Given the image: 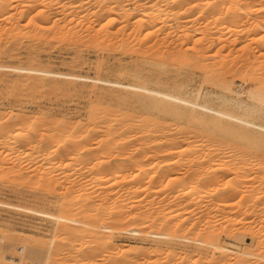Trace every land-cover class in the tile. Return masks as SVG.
<instances>
[{
  "label": "bare ground",
  "instance_id": "6f19581e",
  "mask_svg": "<svg viewBox=\"0 0 264 264\" xmlns=\"http://www.w3.org/2000/svg\"><path fill=\"white\" fill-rule=\"evenodd\" d=\"M203 1L0 0V33H3V31L8 34L11 33L10 37L12 39L8 40L7 38L5 41H0V55L14 57L19 54L21 49L25 48V50L29 49V52H25L27 59L34 61L38 57L36 54L38 44L45 45L47 43V46L52 44L53 41L55 44V41L58 40L62 47L76 50L75 52L90 47L103 46L109 52L105 58L115 57L118 67L116 78L111 79L99 76L101 66H99L100 71L98 67L96 68L98 69L97 72L99 71L97 76L92 77L33 66L0 64V75L2 71H13L17 72L21 78L42 85H46L43 82H46L49 78L47 86L52 90L60 89L63 82L75 83L81 79L84 81V85L104 89L107 96H110L108 101L95 102L90 107L84 122L67 121L53 124L39 117L36 119L39 122H36L38 125L35 123L33 127H29L26 126L28 120L25 115H11L6 120H4V116L0 115L4 120L0 117V150H5V155L1 151L3 156H7L8 152L6 153V151L21 154L24 150L21 155L25 159H29V161L25 160L27 162L39 163L57 160L61 162V166L68 160L71 161L70 157L82 153L84 156L87 155L85 158L82 157L84 163L91 162L94 159L99 161H97L99 163L96 164L97 166L92 165L95 161L91 163L92 166L97 168L95 178L96 186H99L97 189H94L95 186L91 185L92 183L89 185L93 187H88L83 180L81 181L86 185L82 182V186L76 184L78 183L76 179L80 175L76 178L71 176L72 180L69 181L73 182V185L70 182H65L66 185H58L55 180H52L53 176L48 178V175V177H45L46 175L42 174L39 184L41 189L48 190V193L50 190L56 189L55 191H57L58 188L60 191L61 189L60 194L61 192L62 194H59L60 196L56 194L61 199H59L61 201L59 203L62 213L60 211H58L59 214L57 212L49 213L33 207L15 206L21 210L49 217L54 222V229L52 228L54 238L51 239L50 244L47 242L49 244L47 247H44L46 243L43 244V247H38L36 244L37 247L30 249L20 263L205 264L201 260L205 257V251L208 252L210 247L219 249L222 252H233V250L221 246L218 242H211L214 234L205 228L210 218L206 221L207 224L204 223L205 225L202 223L205 220L201 221L203 220L202 215L205 218V212L204 214L201 213L203 207L201 208L200 204H202V201L198 200L197 191L200 192L201 190L199 191L197 186L201 181L196 183L197 176L193 178L194 176L189 177L188 175V178H192L193 181L196 180L194 185L196 183L197 186L193 189L197 188L198 190L195 189L197 191L191 190L192 192L189 193L188 197H183V193L190 189L187 191L179 189L173 196L171 194V203H165L167 208L180 209L181 207L182 209V206L185 205L188 208L193 206L194 209L192 208L191 211L190 208L188 209L189 215L191 213L193 215L196 211L201 213L200 216L198 215L201 218L200 223L197 221L198 217L194 220L197 221L195 224L197 228L198 224L202 223L204 225V232L199 226L202 238H200L201 233L194 227L195 230L193 225V232L195 230L197 231L195 234L199 232L200 235L199 233L198 236L192 233L195 237L197 236L196 239H192V237L190 238L191 235L189 236L192 230L187 232L189 234L185 233L188 228H191L192 224L188 225V228L184 227L183 224H186L184 215H181L182 218L180 217L183 221H180V214L176 213L171 218L165 217L164 219L163 215L161 217V214H159L160 211L158 210L159 213L157 211V209L162 208V205L152 212L146 209L143 204L144 199L140 197L144 187L139 181L141 180L139 176L138 178L137 176H130L132 179L134 178L130 180L129 176L123 177V173L127 168L123 164L114 166L112 170H109L105 165V159L111 157L110 155L114 153L123 156L124 160L127 159L135 165L142 163L146 158H151V161H153L163 155H180V152H182L181 156H188L189 160H194L198 156L197 154L204 152L206 157L210 160H216V162L221 159L227 160V162L233 161L232 158L236 155L235 153L237 155L253 153L256 158L258 156L260 158L261 155L264 157V87L262 86L264 84L258 83L261 80L264 81V62L261 61L264 58V34L259 38L257 37L256 41L246 42L250 33L264 28V19L262 21L259 20L260 18L256 19L257 17L254 19L256 15H259L256 11L260 8L256 10L249 7L250 9L244 13L245 9L241 5L243 0H218V3L211 8H206L207 2L203 3ZM260 2L264 4V0H260ZM204 6L206 9H204ZM245 8L248 9V7ZM260 12H264V6ZM247 13L249 14L247 17L254 19L252 28L245 27L248 31L241 28L248 23L247 17L244 15ZM262 15L264 17V13L259 16L263 18ZM2 23L5 28L1 27ZM198 36L201 37L197 38ZM50 41L52 43L49 44ZM241 42H244V46L242 47L243 53L239 58L229 60L227 57L219 55L227 48L232 52L236 45ZM24 43L27 45L25 46ZM214 49H217V52L211 53ZM98 63L97 65H99ZM198 72L203 76L204 82L211 85V88L206 87L205 94L202 93V87L196 89L188 87ZM236 74H239L245 86L241 85L242 92L238 93L237 98H234L230 94L233 92L231 80ZM33 120L35 119L33 118ZM133 150H135L134 153ZM200 155H203V153ZM2 157L1 160L4 161ZM12 157L15 156L12 155ZM16 158L12 159L16 161ZM22 160L17 161L19 164L13 161L19 169L14 170L11 168L15 173V178L11 175L13 178V180L11 178V181H13L11 185H14L15 188L18 185L20 186V183L30 174V171L22 172L20 166ZM13 163L12 165H14ZM32 163L27 164L32 165ZM52 163L54 165V162ZM52 163L49 164L50 167ZM67 163L71 162L68 161ZM4 164L1 163L0 165L4 166ZM41 164L37 165L40 166ZM202 164L206 165L203 162ZM28 165H26V169H30ZM45 165L47 164L45 163ZM234 165H236V162ZM183 166L185 165L183 164ZM8 169L6 168V170ZM0 170H2V167ZM194 173L196 172L194 171ZM220 173L218 172L219 175L216 177H219ZM83 174L85 175V173ZM203 174L193 175H199V181L203 178H201ZM209 175L208 172L207 176ZM210 177L214 176H209L208 180L202 179L205 184L209 181L208 184L210 185V179H212ZM61 178L64 179V176ZM32 179L24 181L26 182L25 186L28 183V187L32 183L30 182ZM73 179L76 180V183ZM192 180L189 179L188 181L193 183ZM173 181L175 180H172V182L169 180L170 183H173ZM204 182L199 185L202 187ZM211 183H214V179ZM160 184L164 186L162 182ZM77 185L79 187H76ZM170 185L169 183L166 184L167 187ZM217 191L216 193H219L221 190ZM262 191L259 193L260 195L258 194L256 200L264 198V192L262 193ZM223 195L218 194V198ZM213 196H215V193ZM59 197L56 199L58 200ZM221 198L218 200L220 201ZM39 199L46 200V196L40 193ZM0 205H8V203L0 201ZM164 207L162 208L163 211L165 210ZM70 210H74L76 214L71 213L75 214L73 215L75 217L72 214L69 215ZM173 218H179V220L175 223ZM126 222H130L132 226L129 228L123 227ZM147 223L152 225L153 230L145 233L144 237H154L152 239L156 243L154 247L115 246L114 237L117 236L116 234L141 235L144 233L141 227H144ZM211 223L209 222L208 227ZM184 228L187 229L183 232ZM179 233L181 235L178 239L182 242L185 240V245L182 243L184 246L181 247L177 241L178 247L174 246L173 243V239H177L173 236H178ZM182 233L187 235L183 234L184 237H182ZM168 238L174 245L164 247L166 246V244L163 246L164 239L167 240ZM55 239L57 240L55 241ZM187 241L194 242V245H205V247L198 245L195 247L197 252L194 251L195 249L191 252L189 246L191 247L192 244L189 245ZM206 247L208 248L206 249ZM21 251H23V248ZM234 252L236 253V251ZM237 254L241 256L240 261L242 262L256 256L251 249L240 250ZM194 255L198 257H194ZM206 262L208 263V261Z\"/></svg>",
  "mask_w": 264,
  "mask_h": 264
},
{
  "label": "rangeland",
  "instance_id": "374dc122",
  "mask_svg": "<svg viewBox=\"0 0 264 264\" xmlns=\"http://www.w3.org/2000/svg\"><path fill=\"white\" fill-rule=\"evenodd\" d=\"M204 2H207L206 8H208V7L211 8L212 6L214 7V5H216L218 3V0H204L203 3ZM241 5L245 9L244 13H246V10H249L250 8H255L256 10H258L257 8H260V10H258L259 12L256 11L257 14H259V15L264 13V12L263 13L260 12L261 8H263V6H264V4L262 2H260V0H243L241 2ZM245 7H248V9H246ZM206 8L204 6V9H206ZM248 13H250V12H248ZM248 13L244 14L245 17H247V15H249ZM259 15L258 16L256 15L254 17V19L257 17L256 19L260 18L259 20L262 21L264 19V17L262 15L263 18H261V16H259ZM245 17H244V19H245ZM248 18H250V17L248 16L246 18L247 22H248V23H246V26L241 27V28H243V29L245 27H247L248 29L252 28V21L254 19L252 20V18H250V20H248ZM263 22H264V20H263ZM1 27L5 28L3 23H2ZM248 29L246 30V28H245L246 31H248ZM256 31L254 33L249 34L250 36H248L249 39L246 41L247 43H249L250 41H256L259 37L263 36L264 28L259 29V31L257 29ZM10 34L11 33H9V34L5 33V31H3V33H0V41H5L7 38H8V40H12L10 37ZM199 37H201V36H198L197 38H199ZM51 41H53V40H51ZM51 41L49 42V44L52 43ZM26 43H24L25 46L27 45ZM46 44L45 45H43V44L39 45L38 44L39 47L37 45L36 54L38 57L34 61L27 59L28 57H27L25 52L26 51L29 52V49L25 50V48H24V49H21L19 51V54L17 56H14V57L13 56L8 57V55H0V64L33 66V67L42 68V69H49V70H53V71H61V72H67V73H75L77 75L92 76V77L95 75L97 76V73L100 71L99 66H101L102 69L100 71L101 73L99 72L100 75L98 74L99 76L108 77L111 79L116 78V69H118L117 59L115 57H112V56H110V58H105L106 54L109 52H107V48H104L103 46L90 47V48L84 49L80 52H75L76 50L66 49L65 47H62L60 41L58 42V40L55 41V44H54V41L50 45L46 46ZM243 46H244V42H241V43L236 45V48L232 52H230L229 49L227 48L223 52L219 53V55H221L222 57H227L229 60L239 58L240 55L243 53V51H242ZM216 52H217V49H214L211 53H216ZM261 61L264 62V58ZM100 62H102V63L100 64ZM97 63L99 65H97ZM97 67L99 69L98 72H97L98 69H96ZM49 80L50 79L48 78L46 80V82H43L46 85L34 84L31 80H27L26 78L19 77V74L17 72L2 71L1 75H0V115L4 116V120L8 119L9 116L15 115V114H18V115L22 114L23 116L25 115V118L28 120L26 126H29V127H33L36 122L39 123L38 120L36 121V119L39 117L41 119H45L46 121L52 122L53 124L63 123V122H67V121L84 122L90 107L95 102H97V101H108V99L110 98V96H107V93L105 92L104 89L95 88L93 86H86L83 84L84 81L81 79H79L75 83H70L67 81L63 82L61 85V88L58 90H52L47 86V84L49 83ZM241 82H242V79L240 78L239 74H236L232 77L231 88H232L233 92L230 93L232 97L237 98L238 93L242 92V86L241 85H243V82L242 83ZM258 83L264 84V81L261 80ZM244 86L245 85H243V87ZM262 86L264 87V85H262ZM188 87L192 88V89L202 87L201 88L202 93L205 94L206 87L211 88V85L209 83L204 82L203 76L198 72L195 74L194 79L190 82ZM1 118L3 120V117H1ZM33 118L35 120H33ZM37 123H36V125H38ZM35 127H37V126H35ZM42 127H41V129H42ZM43 128H45V127H43ZM1 151L4 152L5 150L4 149L0 150V156L3 154V152L1 154ZM7 152L10 153V151H6V153ZM22 152H21V154H22ZM134 152H135V150H133V153ZM138 152H140V151H138ZM8 153L6 155L9 158L7 156H3V155H5V152L2 155L4 158L1 156L2 159H4V161L1 160V157H0V160H1L0 162L2 164L5 163L4 166L0 165V169L2 167V170H0V201H5V203H8V205H0V242H1V244H0V264H9V263L10 264H22V263H20L21 260L23 259L24 255L26 253H28V251L30 249H32V248L35 249L37 246L43 247V244H45V243L47 245L45 244L44 247H47L50 244V242L52 241L51 239L54 238V235H53V233H54V231H53L54 224L53 223L54 222L49 217H46L44 215H40L37 213H31V212L26 211V210H21V209L16 208L15 206L21 205L24 207H26V206L30 207V208L33 207L34 209H41V210H44V211L49 212V213H56L57 212V214H59L58 211H60L62 213V210L60 208V203H61L60 200L61 199L59 197L62 194V192L60 194L61 189H60V191L58 188H57V191H55L56 189H54L53 191L50 190L49 193L47 192L48 190L43 189V188L41 189L39 184H40V180L42 179L41 176H43L42 174H44V176L46 175L45 177L49 176L48 178H52V176H53L54 179L52 178V180H55L58 185L59 184H62V185L65 184L66 185L67 182H70L69 180H72V178H76V176L80 175L76 179V180H78L77 181L78 183H76V180L73 179V181L76 184H78L79 186H82L83 184H85V183H83V181H84L87 183L88 187L92 188L93 186H95L96 188L94 187V189H97L99 187L98 185L96 186L97 183L95 181L96 174H97V168L94 166H97L99 164L98 163L99 161H98V159H94L91 162H85L84 163V158L87 157V155L85 154V156H84V154L81 153V154H77V155L75 154L74 156L70 157L73 161L72 160L71 161L68 160V161L71 163H67L68 162L67 161L66 163H63V165L60 166L61 162H59L57 160H51L49 162H39V163L36 162L37 164L42 163L39 166L34 161H33V163H32V161H30V162L25 161L27 158L25 159L24 157H22L23 155H21L17 152L16 153L11 152L12 154L10 153L9 155H8ZM181 153L182 152H180V155L176 154V156H175V154H173L172 156L171 155L170 156L163 155L161 158L158 157V159H154V160H153V158H155V157H153L152 160L154 162L151 161V158H148V159L146 158L147 161L144 159L146 162L143 161L142 163H140L138 165L132 164L129 161H127V159L124 160L125 158L123 156H120L119 154L114 153V154L110 155L111 157H109V158L107 157L105 159V163H106L105 165H107V168L109 170H112L114 166L119 165V164L120 165L123 164L124 166L127 167L126 168L127 171L125 170V173H123V177L129 176V178H131V177L137 176V178H138V176H139L141 178V180H139V181H141V183L144 185V186L142 185V187H144V190L141 192V195H140V197H142V199H144V203H143L144 206H146V209H149V211H151V212L155 208H160L161 205H162V208L165 206L164 211L162 210V208H160L161 210L157 209V211L158 210L160 211V213H159V211H158V213L161 214V217L163 215L164 219H165V217L168 219L171 218V216L175 213L180 214L179 218L181 217V215L182 216L184 215V220L186 221V222L184 221L186 223V224H183V225H185L184 227L188 228V225L192 224L191 228L193 225H194L193 228L194 227L197 228V225L195 226V224L197 221L200 223L201 218H199V216L201 215V213L204 214V212H205V218L206 219L204 218V215H202L201 217H203L202 218L203 220H201V221L205 220V222H202L204 224L210 218V220L208 221V224L206 223L207 227L205 224L204 225L208 231H210V232L212 231L211 233L214 234L213 235L214 237L212 236L213 238H211V242H214V243L218 242V244H220L221 246H224L230 250H233V252H227V251L222 252L221 250L219 251V249H215L212 247H210V248L206 247V249L208 248V252H207V250L205 251L206 254L204 252L205 257L201 260L205 264H264V218H263L264 210H262V209H264L263 208L264 207V198L256 200V197H258V194L261 193V190H263L262 193L264 192V165H263L264 164V161H263L264 157L261 155L262 158L261 157L258 158L259 156L256 158V156H254L253 153L252 154L251 153H245L246 155L243 153H242V155L241 154L237 155V153H235L236 154V155H234L235 158L234 157H233L234 159L232 158L233 161L227 162V160L224 161V159H221L220 161L217 160V162H216V160H210L208 157H206L204 152H200L199 154H197L198 156L195 157L194 160L193 159L189 160V157L188 156L185 157V155L181 156ZM202 153H203V155H200ZM226 153H228V152H226ZM17 154L20 155L22 158L19 157ZM12 155L15 157H12ZM251 155H253V156H251ZM236 156H238V157H236ZM245 156L247 157V159ZM16 157L18 159H20L19 161H21V159H23L22 160L23 162H20L21 163L20 166L23 170L22 172H26V171L29 172L30 171V174L27 173L30 176H28L25 173L27 175V178L24 181H27L28 179L33 178L32 181L30 180V182H32V183H30L31 185L29 184L28 187H27L28 183L25 186L26 182H24V181H23L24 183L23 182L20 183V186L18 185V186H16V188L14 185H13L14 187L11 185V184H13V181H11V178L12 177L15 178V176H14L15 173L13 171L17 170V168H18V166H16V164H14V163L19 162ZM82 157H84V158H82ZM167 157L170 159H168ZM10 158L11 159L16 158V161L14 159L11 160ZM200 158H202V159H200ZM238 158H240V159L238 160ZM8 159H10L11 161ZM235 159H236V161H235ZM256 159H257V161H256ZM27 160L29 161V159H27ZM5 161H7V162H5ZM9 161L11 164L10 163L8 164ZM13 161H14V163H13ZM94 161H95V163L92 164L94 166H92L91 163ZM186 161H188V162H186ZM52 162H54V165ZM190 162H191V164H190ZM193 162H194V164H192ZM202 162L206 165H203ZM235 162H236L237 166L234 165ZM12 163L15 166L12 165ZM27 163H32V165L31 164L28 165ZM45 163L47 165H45ZM51 163H52L53 167L52 166L50 167ZM166 163H167V165H166ZM35 164L37 166V167L35 166V168L37 170L35 168H33ZM43 164H44V166H43ZM55 164H58V165H55ZM64 164H66V165H64ZM183 164L185 166H183ZM188 164H189V166H188ZM26 165H28V167L30 166V169L28 168L29 170L26 169V167H27ZM48 165L50 168L48 167ZM164 166H165V168H164ZM232 167H234V168H232ZM245 167H247V168H245ZM6 168H9L10 171H9V169L6 170ZM11 168L14 170H11ZM248 168H250L251 170ZM192 169H193V171H192ZM218 169H219V171H218ZM199 170H201V171L199 172ZM33 171H35V172H33ZM86 171H88V172H86ZM158 171H159V173H158ZM194 171L196 173H194ZM217 171L219 173H220V171H222L220 173L221 177L220 176L216 177L219 175ZM188 172L189 173L191 172V173L189 174ZM208 172L210 174L209 176L215 177V178L210 177L212 179L209 178L211 182L214 179V183L210 182V185L208 184L209 181H207V183H206L207 185H206L204 180H202V179L208 180V177H209V176H207ZM215 172H217V173L215 174ZM8 173H10V174H8ZM83 173H85V175L86 174L87 175L85 176ZM132 173L134 174V176ZM197 173L198 174L204 173L203 174L204 176L203 175L201 176V178L202 177L203 178L200 179L199 181H198L199 175H193V174H197ZM151 174L154 176V178ZM11 175H13V176L11 177ZM188 175H189V177L194 176L193 178H195V176H197V179H196L197 182L196 183H199L201 181L199 184L201 185V183L204 182L203 185H206V186L202 185V187H203L202 188L199 184H198V186L196 183L194 185V182L196 180L194 179V181H193L192 178H188ZM63 176H64V179L61 178L62 179L61 180L60 177H63ZM65 176H67V177H65ZM71 176H73V177L71 178ZM177 177H178V179H177ZM13 178H12V180H13ZM79 178H81V179L79 180ZM133 179L131 178L130 180H133ZM160 179H161V181H160ZM189 179H190V181L192 180L193 183L188 181ZM81 180H83V181H81ZM169 180L171 182H172V180H175V181H173V183H170ZM176 180H178V181H176ZM62 181H63V183H61ZM158 181L160 183L162 182L164 184V186L162 184H160ZM8 182L9 183L12 182V183L9 184ZM167 183H169L171 185L169 187H167L166 186ZM21 184H24V185H21ZM70 184L73 185L74 183L70 182ZM89 184H91L93 186H91ZM78 185L76 187H79ZM232 185H234V186H232ZM196 186L199 189V191L201 190L200 192L197 191L198 190L197 188H195L197 190L193 189ZM163 187H164V189H163ZM259 187H261V188H259ZM204 188H206V189H204ZM179 189L180 190L183 189V191H187L188 189H190L187 192L183 193L185 195V196L183 195V197H186V196L188 197L189 193L192 192L193 190H194V192L197 191V193L199 195V196L197 195L199 198L198 200L200 202L202 201L201 202L202 204H200V206H201V208L203 207L204 210L201 209L202 210V212L200 210L201 213H199V211L194 212L193 213L194 216H193V215H191L192 213L189 215V210L191 211L193 208V206H190V204H188L190 206L189 207L190 209L188 208L187 205L182 206V209H181V207H180V209L175 208V207L167 208V204H165V203H171V201H172L171 194L173 196L175 192L179 191ZM115 190H117V189H115ZM217 190H221V191H219V193H216V192H218ZM208 191H209V193H208ZM213 191L215 193V196H213L214 195ZM44 192H45V194H44ZM52 192H55V193H52ZM113 192H115V191H113ZM40 193H41V195L46 196V200H40L39 199ZM56 193L58 195L59 194L60 195L58 196ZM223 193H224V195H223ZM218 194L219 195L221 194L223 196H220L218 198ZM54 196H55V198H54ZM200 196H202V197H200ZM57 197H59L58 200L56 199ZM200 198H202V199H200ZM220 198H221V200L219 201L218 199H220ZM170 199H171V201H170ZM173 199H174V197H173ZM214 199H216V200H214ZM208 200H210L209 203H208ZM59 201H60V203H59ZM58 206H59V208H58ZM205 207L207 208L208 211L206 210ZM184 209H185V211H184ZM174 211H176V212H174ZM68 212H66V213H68ZM71 212L75 213L74 210H70L69 215L72 214V216H73L76 214V213L73 214ZM178 212H181L182 214L178 213ZM196 213H198V214H196ZM73 217H75V216H73ZM197 217L199 220L197 219ZM179 218H173L175 220H173V219L172 220L175 221V223H176L177 220H179ZM195 218L197 219V221L194 220ZM211 218H212V221H211ZM180 221H183V219H181ZM149 222L151 223V221H149ZM209 222H212L210 224V227L212 226L211 228L208 227ZM150 223H147V225H145L144 227H141L144 231V233L141 235H133L130 233L116 234L117 236L114 237L115 246L116 245L118 247H120L119 245L134 246V247L139 246V247H146V248H150L151 246L154 247L156 245V243H154L152 241V239L154 237H152V236L147 237V238L144 237L145 233H148L149 231L153 230V228H151L152 225ZM202 223L200 225L198 224V228H197V231H199L201 233V235H200V233L198 232L199 235L201 236L200 238H202V232H204V225ZM130 226H132V225H130V222H128V223L126 222V224L123 227L129 228ZM199 226L203 229L202 232H201V229L199 228ZM187 228H184L183 232ZM191 228L190 229L188 228V230L185 231V233L192 230V231H190L191 232L190 234L189 233H187V234H189V236L191 235L190 238L192 237V239H196V237L198 236V233L195 234L197 232V231H195L196 229L194 228L195 230L193 232V228L192 229ZM212 229H214V230H212ZM207 230H205V231H207ZM180 233L177 234L178 236H173V237L177 238L176 240H175V238L174 239L171 238L174 240L173 243L175 245L173 243H171L170 238H168L167 240L164 239L165 242H163V246L166 244V246H164V247H167V246L169 247V245L173 244L174 246L178 247V243H179L180 247L184 246L185 240H183V242H182L180 239H178V238H180L179 237V235H181ZM185 233H182V235ZM192 233L194 235H197V236L195 237ZM187 234H185V236ZM119 235H121V236H119ZM189 236H187V237H189ZM182 237H184V235ZM56 240L57 239H55V241ZM55 241L53 240V242H55ZM176 241L178 243H176ZM168 243H171V244H168ZM180 243H181V245H180ZM182 243L184 245H182ZM193 243L194 242H192V241H191V243L188 242L189 245L192 244L191 247L189 246V249L191 248L190 249L191 252L194 249H195L194 251H196L195 247L199 245V244L194 245ZM36 244H37V246H36ZM124 244H126V245H124ZM12 245H15V246H12ZM199 246L205 247V245H203V246L199 245ZM192 247H194V248L192 249ZM22 248H23V251H21ZM24 248H28V249H24ZM247 249H251L252 251H254L256 256L250 257L247 261L242 262V261H240L241 256H239V254H237V252L240 250H247ZM234 251H236V253ZM225 252H227V253L225 254ZM100 253L102 254V252H100ZM194 257H198V256L194 255ZM98 258L100 260H102L100 257H98ZM205 260L208 261V263Z\"/></svg>",
  "mask_w": 264,
  "mask_h": 264
}]
</instances>
